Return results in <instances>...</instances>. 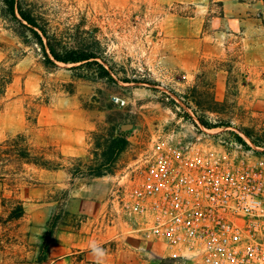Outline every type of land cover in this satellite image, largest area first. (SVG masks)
<instances>
[{
	"label": "rangeland",
	"instance_id": "374dc122",
	"mask_svg": "<svg viewBox=\"0 0 264 264\" xmlns=\"http://www.w3.org/2000/svg\"><path fill=\"white\" fill-rule=\"evenodd\" d=\"M33 2L54 29L85 20L107 47L118 84L94 80L88 67L47 66L0 6V65L13 73L0 99V143L24 132L30 144L64 156L61 171L0 170V264H50L62 232L86 237L120 264H191L130 218L114 195L153 137L169 131H224L264 147V0ZM116 138L127 145L109 159ZM99 166L102 177L92 174ZM19 202L25 214L13 218ZM84 255L60 264H87Z\"/></svg>",
	"mask_w": 264,
	"mask_h": 264
},
{
	"label": "built area",
	"instance_id": "2783aa9c",
	"mask_svg": "<svg viewBox=\"0 0 264 264\" xmlns=\"http://www.w3.org/2000/svg\"><path fill=\"white\" fill-rule=\"evenodd\" d=\"M240 138L153 137L114 201L191 264H264V147Z\"/></svg>",
	"mask_w": 264,
	"mask_h": 264
},
{
	"label": "trees",
	"instance_id": "16d2710c",
	"mask_svg": "<svg viewBox=\"0 0 264 264\" xmlns=\"http://www.w3.org/2000/svg\"><path fill=\"white\" fill-rule=\"evenodd\" d=\"M3 16L17 26L18 35L26 45H35L44 57L47 66L57 64L75 65L71 70L78 72L84 68H91L94 80H106L109 83L118 84L114 75H117L107 61V47L93 29H87L85 20L82 23L68 27L60 31L54 29L39 11L33 0H0ZM94 67V68H92ZM82 73L76 75L83 77ZM124 83H145L143 81L120 79ZM12 69L3 64L0 65V99L6 94L7 88L12 84ZM203 124V123H202ZM35 128L38 127L37 120L33 121ZM247 137L249 131H243ZM30 135L24 132L0 143V170L6 166H13L14 171H22L24 165L36 167L47 171H59L64 165L59 161L64 156L57 151L56 147L39 148L29 142ZM125 141L116 138L111 142L107 155L109 159L114 158L125 149ZM54 148V150H53ZM80 162V159L77 160ZM76 171L79 170L77 167ZM92 174L104 176L103 166L97 167ZM5 177H0V182H5ZM20 203V202H19ZM25 214V208L20 205L12 212L13 218H21ZM52 231L49 232V235ZM89 264H101L92 262Z\"/></svg>",
	"mask_w": 264,
	"mask_h": 264
},
{
	"label": "crops",
	"instance_id": "0c3cea01",
	"mask_svg": "<svg viewBox=\"0 0 264 264\" xmlns=\"http://www.w3.org/2000/svg\"><path fill=\"white\" fill-rule=\"evenodd\" d=\"M39 124V123H38ZM47 171V170H44ZM61 171V170H59ZM56 172V171H55ZM60 250L58 254L56 251ZM50 257L52 259L50 264H60L64 259L72 256L76 253L85 254V260L87 264L96 262L101 264H120V262L114 261L112 257L105 254L102 250H97L96 247L92 249L89 247L88 240L86 237H81L80 235L72 236V234H66L62 232L60 240L57 243L53 242L50 246ZM122 264H186L181 261H151V260H134L126 261Z\"/></svg>",
	"mask_w": 264,
	"mask_h": 264
}]
</instances>
